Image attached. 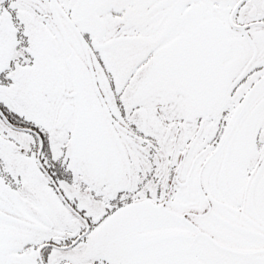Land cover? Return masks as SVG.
<instances>
[{
	"label": "snow or ice",
	"instance_id": "obj_1",
	"mask_svg": "<svg viewBox=\"0 0 264 264\" xmlns=\"http://www.w3.org/2000/svg\"><path fill=\"white\" fill-rule=\"evenodd\" d=\"M0 264H264V0H0Z\"/></svg>",
	"mask_w": 264,
	"mask_h": 264
}]
</instances>
